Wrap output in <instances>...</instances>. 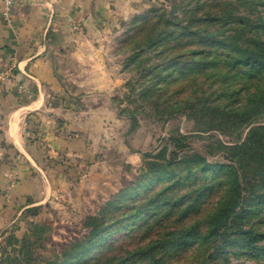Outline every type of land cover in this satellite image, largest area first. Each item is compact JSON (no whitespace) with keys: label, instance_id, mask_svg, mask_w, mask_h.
<instances>
[{"label":"rangeland","instance_id":"rangeland-1","mask_svg":"<svg viewBox=\"0 0 264 264\" xmlns=\"http://www.w3.org/2000/svg\"><path fill=\"white\" fill-rule=\"evenodd\" d=\"M112 7L114 17L98 25L95 39L118 75L107 99L117 122L108 112L95 115L94 127L112 124L95 131L100 163L63 188L43 255L63 254L89 234V217L110 207L105 222H117L109 235L61 264H111L110 257L120 264H264V196H256L264 183L253 167L241 169L244 199L234 218L220 236H209L227 198L220 164L234 163L230 146L264 123V92L245 112L249 94L264 89L260 70L228 58L236 44L264 53V0H115ZM226 10L228 22L210 18ZM190 20L195 30H183ZM195 31L216 32L227 43L201 42ZM132 115L140 126L129 134ZM193 154L214 167L187 161ZM151 160L170 164L148 172Z\"/></svg>","mask_w":264,"mask_h":264},{"label":"crops","instance_id":"crops-1","mask_svg":"<svg viewBox=\"0 0 264 264\" xmlns=\"http://www.w3.org/2000/svg\"><path fill=\"white\" fill-rule=\"evenodd\" d=\"M114 2L0 0V264H47L63 188L100 163L95 131L112 124L93 123L117 122L118 75L95 29Z\"/></svg>","mask_w":264,"mask_h":264},{"label":"trees","instance_id":"trees-1","mask_svg":"<svg viewBox=\"0 0 264 264\" xmlns=\"http://www.w3.org/2000/svg\"><path fill=\"white\" fill-rule=\"evenodd\" d=\"M185 17V19L189 18ZM232 17V13L230 10H226L224 14L222 15H214L210 17L213 21H225L228 22ZM179 19V17H177ZM204 20L205 18H195L196 21ZM207 19V18H206ZM243 23L247 24H254V22L246 17L240 16L238 17ZM182 19H180L177 23L172 24H178L181 22ZM170 21V19H168ZM184 21V20H183ZM191 24L189 26L185 25L183 26V30H195L191 29V25H193L194 20H190ZM171 25V24H168ZM206 30V29H203ZM204 32V31H203ZM197 37H200L201 42H210V43H227V41L223 39H216V32H204L203 34L198 33L197 31L194 32ZM236 53H232L228 58L237 60L238 62H243L244 69L247 70V68H257L260 70V77L264 80V53L259 52V50L253 46H239L236 44L235 48ZM254 65V66H253ZM259 68H258V67ZM264 92V89H261L260 87L256 88L255 91H253L251 94H249L248 100L249 104H246L245 106L247 109L245 112L247 114H250L251 111H253L254 108H256L255 103L259 100H262V93ZM262 98V99H261ZM262 109V108H260ZM257 113V112H253ZM132 124L129 129V134L133 133L138 129L140 126L138 123V118L136 115H132L131 117ZM228 123L232 124L234 121H229ZM231 149V155L232 160L234 163L231 164H220L221 169L223 170L224 174L223 177L226 179V185H227V193H226V201L224 202L222 209L217 213V215L212 219L211 221V227L209 230V236L216 237L220 236L222 234V230L225 226H228L231 222V218L233 214L235 213L236 209L240 207L243 199H244V190H243V178H242V172L241 169L247 170L248 168H254L256 169L255 173H259V175L262 176L261 182L264 183V123L259 124L257 126H252L249 130V133L244 141L236 143L235 145L230 146ZM187 161H196L200 162L202 164V167L204 170H209L214 167V164L209 163L205 158H203L199 154H193L188 156L186 158ZM236 163V164H235ZM168 164L170 162L165 163H159L157 161H149L148 162V172H152L154 169L160 167L165 170L168 168ZM171 171H174V169H171ZM228 180V182H227ZM258 197H263V193L256 194ZM109 208L105 209L104 216L97 217V216H90L89 220L87 222V226L90 227L89 234L78 241H75L74 243L69 246V248H66V250L61 255H57L54 260H47V264H61L62 261H70L74 258L80 257V255H84L87 250L93 248L95 245H97L99 242L103 241L111 232L113 223L117 222L116 220L111 221V223H107L106 218L109 215ZM105 217V219H104ZM111 218V217H110ZM194 228V227H192ZM223 233H227L226 230L223 231ZM230 235L228 234L226 238H229ZM163 241H158L153 243V247H157L158 245L162 244ZM111 258V264H114L115 262L117 264H120L122 259L119 261H116L115 259Z\"/></svg>","mask_w":264,"mask_h":264},{"label":"built area","instance_id":"built-area-1","mask_svg":"<svg viewBox=\"0 0 264 264\" xmlns=\"http://www.w3.org/2000/svg\"><path fill=\"white\" fill-rule=\"evenodd\" d=\"M12 67L11 66H5L4 71H2L1 76L8 75V73L11 71ZM0 133H1V126H0Z\"/></svg>","mask_w":264,"mask_h":264}]
</instances>
